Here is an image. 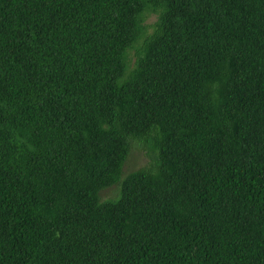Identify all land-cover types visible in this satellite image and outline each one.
Returning a JSON list of instances; mask_svg holds the SVG:
<instances>
[{"label":"trees","instance_id":"trees-1","mask_svg":"<svg viewBox=\"0 0 264 264\" xmlns=\"http://www.w3.org/2000/svg\"><path fill=\"white\" fill-rule=\"evenodd\" d=\"M0 264H264V0H0Z\"/></svg>","mask_w":264,"mask_h":264},{"label":"rangeland","instance_id":"rangeland-1","mask_svg":"<svg viewBox=\"0 0 264 264\" xmlns=\"http://www.w3.org/2000/svg\"><path fill=\"white\" fill-rule=\"evenodd\" d=\"M156 14H157L156 12H151V11H146L144 13L143 23L145 25V28H144L143 36L152 30L153 23L156 19ZM141 39L142 37L139 38L137 41H135L132 44L131 48L126 50L125 60H126L127 70L132 67L133 64L132 62L134 58V49L139 46ZM148 161H149V156L148 154H146L145 149L139 147L135 142L130 141L128 154L121 165L120 177H123L126 173L135 170L139 167L146 166ZM116 191H117V184H114L108 188L101 190L98 193V197L100 200L112 198L115 196Z\"/></svg>","mask_w":264,"mask_h":264}]
</instances>
